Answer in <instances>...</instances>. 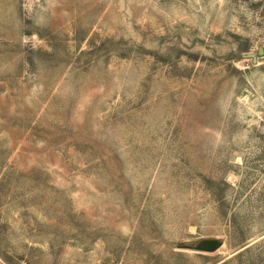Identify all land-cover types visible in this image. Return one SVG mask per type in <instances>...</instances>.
<instances>
[{
  "label": "rangeland",
  "instance_id": "obj_1",
  "mask_svg": "<svg viewBox=\"0 0 264 264\" xmlns=\"http://www.w3.org/2000/svg\"><path fill=\"white\" fill-rule=\"evenodd\" d=\"M0 264H264V0H0Z\"/></svg>",
  "mask_w": 264,
  "mask_h": 264
},
{
  "label": "water",
  "instance_id": "obj_2",
  "mask_svg": "<svg viewBox=\"0 0 264 264\" xmlns=\"http://www.w3.org/2000/svg\"><path fill=\"white\" fill-rule=\"evenodd\" d=\"M247 57H252L253 61H255V54L249 53L246 54ZM220 245V240L218 239H203L200 240L197 244L196 247L200 250L204 251H213L215 250L218 246Z\"/></svg>",
  "mask_w": 264,
  "mask_h": 264
}]
</instances>
